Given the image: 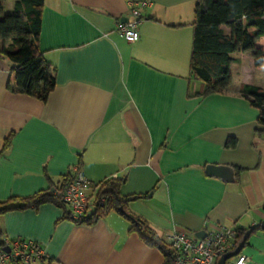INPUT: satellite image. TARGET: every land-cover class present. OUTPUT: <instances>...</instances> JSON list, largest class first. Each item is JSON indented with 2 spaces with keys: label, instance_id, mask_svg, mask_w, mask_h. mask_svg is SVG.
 I'll return each instance as SVG.
<instances>
[{
  "label": "crops",
  "instance_id": "1",
  "mask_svg": "<svg viewBox=\"0 0 264 264\" xmlns=\"http://www.w3.org/2000/svg\"><path fill=\"white\" fill-rule=\"evenodd\" d=\"M16 1L4 0L5 12ZM150 1L128 42L118 25L134 18L130 0H44L38 46L56 77L46 101L13 91V62L0 55V153L13 134L0 200L47 191L80 165L90 185L125 177L124 195H144L129 209L168 245L176 230L251 231L264 221V133L240 89L264 88V67L251 51L233 53L228 92L202 95L190 66L198 0ZM208 165L234 167L235 181L209 176ZM64 215L53 203L9 211L0 232L43 244L47 257L34 264H165L117 212L92 224ZM242 253L264 264V229Z\"/></svg>",
  "mask_w": 264,
  "mask_h": 264
},
{
  "label": "trees",
  "instance_id": "2",
  "mask_svg": "<svg viewBox=\"0 0 264 264\" xmlns=\"http://www.w3.org/2000/svg\"><path fill=\"white\" fill-rule=\"evenodd\" d=\"M43 8L44 0H17L15 10L5 12L4 0H0V55L13 62L9 83L12 90L46 101L56 86V77L38 46ZM193 27L190 66L194 76L204 83L202 95L228 92L232 84L230 69L236 61L233 53L251 51L256 67H264V49L257 44V40L264 35V0H198ZM240 94L259 109L258 122L263 129H258L257 132L264 133V88L244 84ZM12 137L13 134L5 141L3 152L11 145ZM236 144L237 140L232 137L227 140L226 146L235 147ZM77 169H81L80 165ZM74 175L75 171L69 170L56 184L49 178L51 188L30 197L0 200V217L9 211L53 203L64 210L65 218L72 219L69 206L55 196L54 190H65ZM124 182L125 177H122L92 184L90 194L96 200L95 209L86 217L72 220L92 224L112 212H117L129 221V232H137L148 245L161 250L165 264H175L171 245L164 242L148 220L129 209L132 201L139 200L144 195H124L121 192ZM52 187H55L54 190ZM260 227L250 229L253 232L261 229ZM237 231L240 241L247 230ZM1 235L3 234L0 232V237ZM229 261L230 259L227 263Z\"/></svg>",
  "mask_w": 264,
  "mask_h": 264
},
{
  "label": "built area",
  "instance_id": "3",
  "mask_svg": "<svg viewBox=\"0 0 264 264\" xmlns=\"http://www.w3.org/2000/svg\"><path fill=\"white\" fill-rule=\"evenodd\" d=\"M130 5L134 18L128 22L121 21L118 29L125 40L135 42L140 36L142 10L151 6V1L130 0ZM54 192L69 206L72 219L86 217L95 209L96 200L92 201L89 179L81 169L75 170L73 180L65 190ZM238 242V231L225 226L206 232L204 238L186 230H176L170 236L175 264H216L221 255L235 250ZM46 257L44 245L35 240L11 238L8 235L0 237V264H34ZM227 264H250V261L241 252Z\"/></svg>",
  "mask_w": 264,
  "mask_h": 264
},
{
  "label": "water",
  "instance_id": "4",
  "mask_svg": "<svg viewBox=\"0 0 264 264\" xmlns=\"http://www.w3.org/2000/svg\"><path fill=\"white\" fill-rule=\"evenodd\" d=\"M123 21L128 22L129 18H125ZM206 171L209 176L218 177L226 182H234L236 179V170L234 169V167L229 166V165H208L206 167ZM120 210L124 212L123 208H121ZM261 228L264 229V221L261 222ZM250 234H251L250 230L246 231L245 235L238 242L235 250L221 255L216 264H226L227 260L241 253L246 246V242ZM205 235H206V232L204 231H200L196 233V236L199 238H204Z\"/></svg>",
  "mask_w": 264,
  "mask_h": 264
},
{
  "label": "rangeland",
  "instance_id": "5",
  "mask_svg": "<svg viewBox=\"0 0 264 264\" xmlns=\"http://www.w3.org/2000/svg\"><path fill=\"white\" fill-rule=\"evenodd\" d=\"M92 201H95V198L93 197V195H92Z\"/></svg>",
  "mask_w": 264,
  "mask_h": 264
}]
</instances>
